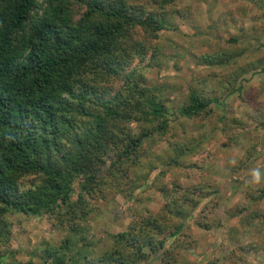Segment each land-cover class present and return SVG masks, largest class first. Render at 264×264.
Segmentation results:
<instances>
[{"label": "rangeland", "instance_id": "rangeland-1", "mask_svg": "<svg viewBox=\"0 0 264 264\" xmlns=\"http://www.w3.org/2000/svg\"><path fill=\"white\" fill-rule=\"evenodd\" d=\"M154 12L163 28L156 34L147 31L146 44L144 32H137L134 44L146 46L141 56L136 52L129 70L141 73L140 88H147L149 98L167 111V120H159H166V127L158 129L159 121L146 123L151 118L145 119L147 106L130 105L116 123L105 120L103 137L90 139V145H98L101 138L105 164L100 176L108 179L127 139L151 132L138 150L126 154L125 176L109 181L106 200L96 202L97 214L84 224L85 239L78 237L75 248L85 251L87 241L106 248L113 235L128 230L136 212H157L171 191L187 207L185 225L174 238L187 248L177 250L174 239L165 240L178 264H264V198L251 197L264 189V130L255 145L242 135L253 111L250 96L264 104V0H175ZM250 30H255L253 36ZM112 86L114 95L122 83ZM190 92L211 102L192 119L180 114ZM92 123L89 117L76 118L72 133L95 136ZM78 185H73L75 191ZM194 186L208 190L190 197L187 192ZM249 208L259 216L249 219ZM6 219L10 228L0 239L1 264H42L46 249L59 250L62 263L75 255L74 247H64L66 233L54 227L52 215L12 214ZM157 256L150 254L139 264H160Z\"/></svg>", "mask_w": 264, "mask_h": 264}, {"label": "trees", "instance_id": "trees-1", "mask_svg": "<svg viewBox=\"0 0 264 264\" xmlns=\"http://www.w3.org/2000/svg\"><path fill=\"white\" fill-rule=\"evenodd\" d=\"M118 1L0 0V239L9 232L8 216L50 214L54 227L66 233L64 247L75 248L78 237L85 239L84 224L97 214L96 202L106 200L109 181L114 184L125 176L123 165L130 162L126 154L138 150L151 132L143 130L127 139L120 159L109 167L108 179L100 176L105 164L100 157L101 138L98 145H90V139L103 137L105 120L116 123L130 105H142L143 110L147 106L145 119L151 117L146 120L150 126L161 117L167 120L164 107L149 98L147 88H140L141 73L129 67L136 52L140 55L146 46L134 44L137 32H144L146 44L147 31L156 34L163 28L154 10L175 0ZM128 8L135 13H128ZM250 31L253 36L255 30ZM116 82L122 83L121 90L111 95L109 89ZM254 98L250 96L248 131L242 134L252 145L264 130V104ZM187 101L180 114L188 119L211 104L194 92ZM79 117L93 120L95 136L72 133ZM166 120L159 121L157 128L164 129ZM75 182L78 191L73 189ZM204 187L194 186L187 194L195 198V191ZM170 193L163 195L165 205L157 212H136L128 230L113 235L106 248L87 241L85 251L75 248L70 263L60 261L59 250L46 249L41 263L139 264L157 254L160 264H178L165 240L181 232L187 207ZM251 197L264 198V189ZM248 211L249 219L259 216ZM166 231L169 234L164 236ZM174 241L177 250L187 248L185 242Z\"/></svg>", "mask_w": 264, "mask_h": 264}]
</instances>
